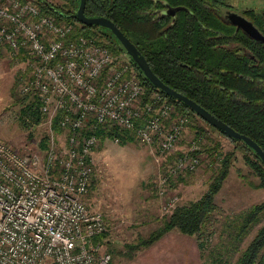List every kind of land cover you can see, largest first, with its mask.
I'll list each match as a JSON object with an SVG mask.
<instances>
[{
  "label": "built area",
  "instance_id": "obj_1",
  "mask_svg": "<svg viewBox=\"0 0 264 264\" xmlns=\"http://www.w3.org/2000/svg\"><path fill=\"white\" fill-rule=\"evenodd\" d=\"M75 30L42 14L33 0H0V44L28 57L31 75L22 92L36 96L49 130L38 153L0 141V264H110L97 240L107 230L104 214L85 198L100 125L130 130L140 143L173 156L156 185L163 213L177 206L178 197L166 193L170 181L200 163L195 142L178 147L187 116L172 118L174 106L159 91H147L123 53Z\"/></svg>",
  "mask_w": 264,
  "mask_h": 264
},
{
  "label": "trees",
  "instance_id": "obj_2",
  "mask_svg": "<svg viewBox=\"0 0 264 264\" xmlns=\"http://www.w3.org/2000/svg\"><path fill=\"white\" fill-rule=\"evenodd\" d=\"M62 1L63 4L59 5L47 0H34L42 14L75 25L74 35L96 36L112 52L123 53V49L113 42L115 38L107 30L95 25L84 26L77 18L74 19L79 0ZM157 1L86 0L84 14L110 19L136 45L162 82L194 100L235 131L252 138L264 151V48L261 43L251 40L240 31L235 32L233 26L218 19L216 12L229 5L225 0H163L184 7L176 13L173 24H170L171 17H157L154 13ZM243 13L264 35V8L246 9ZM226 43L244 45L258 61L240 54L238 48L223 46ZM131 63L147 91H159L174 106L171 117L185 114L188 118L186 126L191 127V121L197 115L182 102L158 90ZM28 95L32 96L26 94L20 102L23 103ZM32 97V101L19 110V120L24 127L30 125L26 122L28 118L39 123L45 117L39 111L38 99ZM59 116L60 113L52 119V130L55 133L61 131L57 123ZM201 133V128H197L196 137ZM96 136L100 142L117 139L120 145L136 139L132 131L109 124L100 125ZM231 140L241 143L254 155V159L247 157L246 161L260 179L258 186L264 188V165L260 159L243 142ZM47 143L48 135L42 136L38 142L39 150L44 151ZM216 149V146H203L198 152L206 151L211 155ZM231 153L219 152L213 156V162L218 164L210 177L207 190L199 199L177 205L171 213H163L161 224L147 237H139L136 245L131 248L148 247L165 233L177 230L196 238L203 264H264V201L226 218L223 230H226L228 245L221 248L215 246L212 250L207 247L208 237L214 233L212 227L217 213L214 195L228 176ZM191 174L192 171L185 172L175 180L186 182L184 176ZM175 180L170 183L173 184ZM256 226L258 228L252 238L241 248L245 238ZM104 235L98 236L97 240L102 241Z\"/></svg>",
  "mask_w": 264,
  "mask_h": 264
},
{
  "label": "rangeland",
  "instance_id": "obj_3",
  "mask_svg": "<svg viewBox=\"0 0 264 264\" xmlns=\"http://www.w3.org/2000/svg\"><path fill=\"white\" fill-rule=\"evenodd\" d=\"M47 1L63 4L62 0ZM225 1L239 14L245 9L264 8V0ZM27 58L13 56L6 45L0 44V141L6 142L19 153L32 154L42 152L38 142L42 136L49 134V130L46 117L39 123L33 122L31 118L26 119L30 123L27 127L19 120V110L33 99L28 95L23 103L20 102L26 95L22 87L31 75ZM197 128L202 130L198 137L195 135ZM58 138L63 139L60 136ZM193 143L200 158L197 168L190 176H184L186 182L175 180L166 187V193L178 197L177 205L199 199L207 190L218 164L213 162V156L219 152H232L228 176L214 195L217 213L212 227L214 233L207 242V247L212 250L215 246L221 248L229 244L226 230H223L226 218L264 201V188L258 186L260 179L246 161L247 157L254 159V155L199 116H195L191 127L186 128L178 147L184 150ZM203 146H216L217 149L211 155L206 151L198 152ZM92 158L94 176L85 198L91 207L102 211L105 216L107 231L103 245L111 255V264H123L136 251L137 248L131 246L136 245L137 239L147 237L161 224L164 198L157 194L156 185L162 168L172 161L173 156L158 152L155 146L142 144L137 139L125 145L105 139L98 141ZM257 228L248 234L241 248L246 246Z\"/></svg>",
  "mask_w": 264,
  "mask_h": 264
},
{
  "label": "water",
  "instance_id": "obj_4",
  "mask_svg": "<svg viewBox=\"0 0 264 264\" xmlns=\"http://www.w3.org/2000/svg\"><path fill=\"white\" fill-rule=\"evenodd\" d=\"M86 0H79L77 8L75 9L74 15L77 17L78 21L84 26H98L103 30H107L114 38L113 42L123 49V54L132 61L140 70L142 75L158 90L164 92L169 97L182 102L190 110H192L197 116L207 122L209 125L219 130L225 136L230 139L238 140L244 143V145L251 149V151L260 159L264 165V151L261 147L249 136L241 134L235 131L232 127L224 123L222 120L214 116L208 110L203 108L201 105L196 103L194 100L188 98L182 93L172 89L164 82H162L151 70L148 62L138 50L136 45L129 40L108 18L104 16H86L84 14ZM183 9L182 7L169 8L168 13L171 15L175 12ZM231 23L241 29L246 35L255 41L262 43L264 47V35L252 24L251 21L245 17L232 13L230 15Z\"/></svg>",
  "mask_w": 264,
  "mask_h": 264
},
{
  "label": "crops",
  "instance_id": "obj_5",
  "mask_svg": "<svg viewBox=\"0 0 264 264\" xmlns=\"http://www.w3.org/2000/svg\"><path fill=\"white\" fill-rule=\"evenodd\" d=\"M103 240L104 238L102 239V243ZM103 249H105L104 245ZM123 264L203 263L196 238L194 236L182 234L177 230H171L165 233L152 245L136 249V251L128 257V262H124Z\"/></svg>",
  "mask_w": 264,
  "mask_h": 264
},
{
  "label": "flooded vegetation",
  "instance_id": "obj_6",
  "mask_svg": "<svg viewBox=\"0 0 264 264\" xmlns=\"http://www.w3.org/2000/svg\"><path fill=\"white\" fill-rule=\"evenodd\" d=\"M158 2L160 3V5H158ZM228 4V3H227ZM175 7H182V6H180V5H171V4H169L168 2H166V1H163V0H158L157 1V7L154 9V13L157 15V17H164V16H169V17H171V22H170V24H173V18H175V15H176V13L178 12H175L174 14H170V13H168L169 11H168V9L169 8H175ZM77 8V7H76ZM183 9H184V7H182ZM180 10H182V9H180ZM179 10V11H180ZM223 10V11H222ZM246 10V9H245ZM244 11V10H243ZM243 11H242V14H239L238 12H236L234 9H232V5H228V6H224V7H221V9L220 10H218L217 12H216V16L218 17V19L219 20H221L222 22H224L225 24H229V25H231V26H233L234 27V29H235V32H238V31H240V32H242L244 35H246L240 28L239 29H237V27L235 26V25H233L232 23H231V17H230V15L232 14V13H236V14H239V15H241V16H243V17H245L246 18V16L244 15V13H243ZM75 18L74 19H76L77 17L76 16H74ZM247 19V18H246ZM78 20V19H77ZM80 23V22H79ZM248 38H250L248 35H246ZM251 40H253L252 38H250ZM255 41V40H254ZM256 42H258V41H256ZM261 45H262V43H261ZM223 46H229V48H238V50H239V52H240V54H244V55H246V56H248V58L249 59H251V60H256V61H258V59L255 57V55H253V54H251V52L249 51V50H247V48L246 47H244V45H241V44H238V43H232V44H230V43H226V44H223ZM263 46V45H262ZM264 48V47H263Z\"/></svg>",
  "mask_w": 264,
  "mask_h": 264
}]
</instances>
